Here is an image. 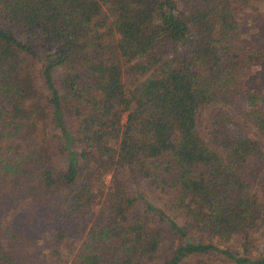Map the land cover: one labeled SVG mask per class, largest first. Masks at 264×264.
<instances>
[{
    "label": "trees",
    "instance_id": "trees-1",
    "mask_svg": "<svg viewBox=\"0 0 264 264\" xmlns=\"http://www.w3.org/2000/svg\"><path fill=\"white\" fill-rule=\"evenodd\" d=\"M242 12L264 25V0H0V264H264Z\"/></svg>",
    "mask_w": 264,
    "mask_h": 264
},
{
    "label": "rangeland",
    "instance_id": "rangeland-1",
    "mask_svg": "<svg viewBox=\"0 0 264 264\" xmlns=\"http://www.w3.org/2000/svg\"><path fill=\"white\" fill-rule=\"evenodd\" d=\"M254 16V15H253ZM239 20H240V25L242 27H246L245 29L251 34L252 32H254L255 28H250L249 26L252 25L254 22L252 20L251 17H249L245 12H242L240 15H239ZM253 37L252 38L253 40H257L258 39V45L261 46V49L262 51H264V25L263 26H259L258 30L255 32V33H252ZM244 38V36H242ZM244 43H246V41L244 40ZM261 69L258 70L259 72H257V69L258 67H256V70L254 72L253 75H251V79H252V76L253 78L258 81L259 83L262 84V86H264V59L262 61V64H261ZM255 69V68H254ZM57 74V73H56ZM124 81H127L125 78H124ZM253 81V79H252ZM254 82V81H253ZM255 83V82H254ZM248 84H252L253 83L250 81V79H248ZM38 85H40V82H38ZM226 110L230 113V115L235 119L237 120L238 122H240V120L242 121V119L239 118V116L234 113L233 111L230 110V107H226ZM206 112L203 113L202 115L205 116ZM244 126L247 128H249V125L248 123L244 122ZM251 129V128H250ZM109 176H106L105 177V181L108 179ZM262 180L259 181V183H262L264 185V174L261 178ZM128 191L131 195H136L137 197H139V199H142V200H146L148 201L150 204L152 205H155L156 207H159V208H162L164 210V206L166 205L167 203V197L168 195H166L165 193H163L162 191L160 190H157V189H153L152 187H148L144 182L142 181H130L129 184H128ZM19 193H15V195H18ZM10 197L11 194H7L5 195V200L3 201L2 204L6 205L9 201H10ZM20 199V197H19ZM21 205V204H20ZM19 206V204H18ZM165 208H167V206H165ZM10 211V210H9ZM8 210H4V212H1L0 211V230H4L5 229V225L6 223L8 222L9 220V217H8ZM168 213L172 214L173 211H167ZM6 214V215H3V214ZM3 216V217H1ZM23 218V217H22ZM12 219V218H11ZM12 220H17L18 219H12ZM20 222H21V219H20ZM67 233L71 235V237L74 235V232L72 230H67ZM1 239V237H0ZM34 253H36V251H34ZM35 257V256H34ZM36 258V257H35Z\"/></svg>",
    "mask_w": 264,
    "mask_h": 264
}]
</instances>
